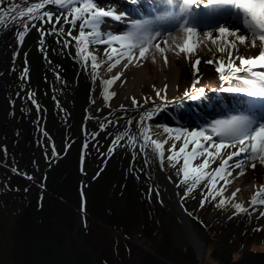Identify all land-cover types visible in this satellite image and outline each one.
Segmentation results:
<instances>
[{"label": "rangeland", "instance_id": "1", "mask_svg": "<svg viewBox=\"0 0 264 264\" xmlns=\"http://www.w3.org/2000/svg\"><path fill=\"white\" fill-rule=\"evenodd\" d=\"M123 1L94 0L100 7L120 12L125 10L121 5L126 8L129 3ZM30 2L2 0L0 8L9 11L15 5L20 10ZM46 11L54 13L53 19L65 12L57 5L48 6L19 31L24 38L9 73L19 122L9 132L7 154L0 151V264H33V252L35 264H195L199 258L174 203V187L206 246L204 264H264V216L260 215L264 205L250 206L264 186V165L257 160L252 169L249 161L240 169L246 178L260 182L252 197L241 202L238 195L233 199L220 191L223 179L214 171L219 165L202 169L200 183L193 187L200 174L192 171L196 166L188 156L189 147L171 161L167 157L173 154L169 151L173 141L166 145L163 159L153 147L143 151L140 147L144 127L150 126L151 138L158 140L165 132L162 126L194 132L241 111L204 108L212 94L207 91L212 72L200 68L197 72L192 63L172 86H161L156 79L132 92L110 87L106 81L115 74L103 76L104 68L92 66L93 56L98 64L102 57L95 41L85 45L73 39L79 36L81 21L75 28L63 21L45 23L46 17H39ZM127 23L122 20L118 25L129 28ZM53 28L64 31L57 34ZM252 71L264 69L257 66ZM224 74H229L227 69ZM217 75L216 93L250 99L223 91L243 86L236 77L250 78V73H236L229 80ZM194 85L205 89L202 98H190ZM117 136L123 138L114 146ZM185 157H189L187 180ZM239 159H246L245 154ZM210 176L216 182L213 193H219L215 199L209 195ZM205 196L208 199L201 207ZM221 200L225 203L218 206ZM237 203L247 211L237 213Z\"/></svg>", "mask_w": 264, "mask_h": 264}, {"label": "snow or ice", "instance_id": "2", "mask_svg": "<svg viewBox=\"0 0 264 264\" xmlns=\"http://www.w3.org/2000/svg\"><path fill=\"white\" fill-rule=\"evenodd\" d=\"M130 2L135 4L137 0H130ZM0 3H2V0H0ZM48 3L57 5L59 8L64 9L65 12L53 19L54 13L46 11L39 18L44 19L46 17L44 19L45 23L60 24L63 21L72 28H75L77 21H81L79 36L73 38L78 43L87 45L94 40L101 45L111 46L117 42L120 44V50L116 47H111V53H116V57L115 63L109 65V71L116 67L117 64H120L122 59H127L129 64L133 61L138 62V57L143 59L146 53L154 47L164 55L165 62L168 60V50H171L176 55L183 53L189 60L196 54L197 58L194 62V68L199 72V65L203 57L198 55V49L202 41L217 44L215 51L220 54L221 58L218 61L216 59H208L205 62L210 65L218 64L215 71L221 73V80H229L231 76H235L236 73L240 72L250 73V78L236 77L242 80L243 86L228 87L224 88L223 91L241 94L251 100H259L260 103L249 104L244 101L245 107L239 113L230 115L225 119L213 120L206 128L197 129L194 132H189L187 129L173 130L167 126L162 127L167 133L176 131L193 137L192 143L195 148L191 150L192 156L205 157L202 163L192 170L200 174L194 178L193 187L200 183V179L203 176L202 169L210 167V158L221 157V150L225 148L234 150L228 154L226 159H223L220 167L214 170L216 176L220 177V179H224V176L220 174L225 171H227V175L231 176L232 170L229 161L240 157L241 154H245L246 159L236 160L235 169L246 168L249 161H251L250 166L252 169H256L257 160L260 165H264V71H252L257 66L264 69V0H165L162 6L164 10L159 12V14L132 20L127 32L116 35L111 31L105 34L100 29L106 22V18L119 22L126 17L127 13H117L112 9L100 7L94 0H42V2L28 7L26 10L17 11V6L13 5L7 13L0 8V23H3L5 16L10 15L12 12H15L21 19L24 17L37 18L36 14L38 11L43 9ZM230 20L241 21L243 28L247 31H242L240 27L227 26ZM201 25L209 30L206 32L201 31ZM86 27L91 30L86 32ZM174 30L184 34L182 43H176L172 38V31ZM63 31V28H53V32L57 34L63 33ZM214 33H218V35L214 36ZM68 35L71 36V30ZM225 37L228 38L226 41ZM23 38L24 33L21 32L19 39L22 41ZM170 41L174 45L173 47H169ZM253 49L258 52V55H249V52ZM209 50L211 51V49ZM104 55L107 60L113 59L107 49ZM92 59L93 68H99L100 65L96 62V56H93ZM226 69L229 72L228 75L224 74ZM121 75L123 73L112 77L106 83L112 84ZM193 92L194 94L190 98L196 100L204 96L205 89H196L194 85ZM185 95L187 96L189 93L186 92ZM133 103H137L135 99H133ZM148 118L151 119V115ZM143 119L141 117V122ZM129 124H131V121H129ZM207 131H211L217 139H214L213 135H206ZM151 133L152 129L150 126L144 127L140 133L144 141L140 145L141 150L153 147L163 159L165 156L164 145L168 144L169 140L152 139ZM197 137L202 138L203 141L211 142V148L215 149V151H210L209 147L204 146L200 139H196ZM122 138V136H117L116 140L113 141V145L115 146ZM130 139L134 138L130 137ZM169 139L179 141L181 136L169 137ZM188 147L189 141L187 140H184L183 146L178 150L176 143H173L169 149L173 154L169 155L167 159L170 161L175 160L177 155L184 153ZM196 149H199V152ZM113 150L114 148L109 149L110 152ZM211 163H215V160H211ZM225 166H229L227 170ZM243 174L244 172L241 171L240 175ZM183 176L184 180L189 177V157L184 159ZM210 179L213 182L212 188L209 189V195L215 199V195L219 194L218 192L213 193L216 188L215 177L210 176ZM229 183H231L230 180H225V186ZM191 190L190 188L189 191ZM220 191H223V189ZM235 195L236 193L232 194L233 199ZM258 197H260L259 201L257 200ZM207 199L208 197L205 196L201 201V207ZM224 203L225 201L221 200L218 206H223ZM257 203L264 205V186H261V189L253 196L250 206L255 207ZM234 207L237 213L247 211L239 203L235 204ZM260 215L264 216V212H261Z\"/></svg>", "mask_w": 264, "mask_h": 264}, {"label": "bare ground", "instance_id": "3", "mask_svg": "<svg viewBox=\"0 0 264 264\" xmlns=\"http://www.w3.org/2000/svg\"><path fill=\"white\" fill-rule=\"evenodd\" d=\"M41 1L42 0L40 1L37 0L33 4L28 5V7H32L35 4L40 3ZM113 1L124 3L123 0H113ZM127 1L129 3H126V8L124 5H121L122 9L123 10L125 9L127 11V14L130 15V17L128 18L125 17L123 19V20H127L128 22L125 25L126 27L129 24V22H131L132 20L142 19V17H148L149 14L150 16L156 15V14H159V12L164 10L162 6L164 5L165 0H137V3L135 4L131 3L130 0H127ZM116 12L120 13L119 10H117ZM139 12L141 14L136 15ZM107 19H110V21H106L103 24V26L100 29L101 32L106 34L107 32L111 31L114 35H116V34H123L129 30L128 27L121 29L120 28L121 26L118 25L120 21L117 22V21L112 20L111 18H107ZM237 23H239L240 25H236ZM227 26H236V27L240 26L242 31L244 32L247 31L246 29L243 28L242 22L239 20H230L228 21ZM202 27L203 26H200V28L202 29L201 31L203 32H206L209 30L208 28H205V27L202 28ZM216 35H218V33H214V36ZM105 38L107 37L105 36ZM172 38L175 40L176 43H182L184 39V34L180 31L174 30L172 31ZM224 39L226 41L228 38L225 37ZM94 43L95 45L98 46L99 50L102 53V57H101L99 65L102 68H104L103 76L105 74H108V72H112L113 74H115V76L120 73H123V75H121L118 80H115L112 84H109V86L116 87V88L118 86L122 89H125L126 91L131 89L129 90L131 92L134 90L135 91L138 90L139 87L142 86L143 83L152 82L153 80H156V79L160 81L161 86L175 85L180 80V76L183 75L184 71L188 69L189 67H191L192 63L194 64L195 59L197 58V55L194 54L192 59L189 60L186 57V55L183 53L176 55V54H173L171 50H168L167 52L168 60L167 62H165L164 55L161 54L157 49L153 47L152 49H150L148 53H146V56L143 59H139L138 50H137L138 62L133 61L132 63L129 64L127 59H122L120 64H117L116 67L112 68V70L109 71L108 70L109 65L115 63L116 53H111V49H107L108 52L113 56L112 60H107V57L104 55V52L106 50V45H101V44L99 45L96 42ZM114 45L120 46L118 42L114 43L112 47H116ZM173 46L174 45H172V42L170 41L169 47H173ZM217 46H218L217 44H211L210 42L202 41L201 46L198 49V55L203 57L202 62L199 65L200 72H205L207 70H210L209 72H212L211 74H209L210 82L208 85H210V87L209 89H207V91L211 92L212 94L211 96H209L210 100L207 99L209 101H206L204 108L209 107L212 109H219L221 110L220 112L225 111V110H228V111L235 110L236 111V110L243 109L241 106V103H244V101H247V103L249 104H259L260 103L259 100H250V99H245L241 97L232 98L228 95H224L223 93H216L217 91L215 90V88L217 86V81H218V75H217L218 72H216L215 69L218 66V64L210 65V64H207L205 61L208 59H216L218 61L221 58L220 54L215 51ZM116 48L120 50V47H116ZM209 49H211V51ZM253 54L258 55V52L255 49H253L249 52V55H253ZM237 63L239 62L237 61ZM125 65H127V67H125ZM205 134L208 135L207 132ZM166 135H168L167 138H165ZM169 137H175V135H173L172 133L163 132L162 135L158 137V140L168 139L170 141H173L172 144L176 143L177 147L183 144L184 140L189 141L190 152L188 156L191 157V161L193 165L198 167L202 163L205 157L192 156L191 150L195 148V145L192 143L193 138L187 139L185 137H181L179 141H176L174 139H169ZM196 139H200L204 146L209 147L210 151H213V152L215 151V149L211 148V142L203 141L202 138L200 137H197ZM214 139H217V138L214 137ZM166 145H164L165 155H166V148H165ZM233 150L234 149H231V148H225L221 150V157L210 158V167L216 166V165H219L218 167H220L223 159H226L228 154H230V152ZM196 151L199 152V149H196ZM236 159L237 157L234 158L233 161H229V165L231 166V170H232L231 176L227 175V171L221 173L224 176V179H223L224 189L223 190H224L225 196H230V195L232 196L233 193H236L240 201L243 202L247 198L250 199L252 197V194L258 190L257 188L260 186V182L257 180H254V178H250V177L249 179L246 178L245 174L240 175L241 170L235 169L234 161ZM211 160H215V163H211ZM228 167L229 166H225L226 170L228 169ZM225 180H230L231 183L225 186ZM237 189H241L242 193L238 194ZM191 240L193 241L194 245H196V249L200 251L202 240H200V238L195 239L193 236Z\"/></svg>", "mask_w": 264, "mask_h": 264}, {"label": "water", "instance_id": "4", "mask_svg": "<svg viewBox=\"0 0 264 264\" xmlns=\"http://www.w3.org/2000/svg\"><path fill=\"white\" fill-rule=\"evenodd\" d=\"M54 5L55 4L48 3L45 5L43 9H40L38 13L44 11V9L48 8V6H54ZM27 8L28 6L20 10H26ZM13 17H15V19H13ZM31 19L32 18L29 17H24L23 19H21L14 12L11 13L10 15L5 16L4 22L0 23V144L4 133V128L9 120L10 113L13 109V100L9 95L8 85L4 82L3 74L11 73L14 70L21 47L19 43L20 41L17 40V35L19 34V31L23 29ZM238 25L240 24L238 23ZM165 176L167 182L171 183L170 178L167 177V173L165 174ZM174 192L176 194L174 203L183 220L184 227L189 236L190 242L197 252V256L200 260V264H204L206 259V246L202 241L200 251L196 249V245H194L191 238L193 236L195 239H199L198 235L193 229L190 219L184 207L182 206L181 200L178 198L175 187H174Z\"/></svg>", "mask_w": 264, "mask_h": 264}, {"label": "flooded vegetation", "instance_id": "5", "mask_svg": "<svg viewBox=\"0 0 264 264\" xmlns=\"http://www.w3.org/2000/svg\"><path fill=\"white\" fill-rule=\"evenodd\" d=\"M37 0H31V2L30 3H34V2H36ZM7 12H9L8 10H6L5 11V13H7ZM17 40H19L20 41V39H18L17 38ZM20 43V42H19ZM6 75V76H5ZM3 79H4V82L8 85V89H9V95H10V97H11V85L13 86V81H12V77H11V75L9 74V73H4L3 74ZM12 98V97H11ZM12 100H13V98H12ZM14 109H15V106H14V100H13V109H12V111H11V113H10V117H9V120H8V122H7V124H6V126H5V128H4V133H3V136H2V139H1V144H0V151L4 154H7V150H6V148H5V146H6V144H7V142H8V140H9V137H10V130L12 129V128H14V126L16 127V126H18V122H19V120H18V116L16 115V114H14ZM16 120H18V121H16ZM21 120V119H20ZM32 125L34 124V122L32 121V123H31ZM4 143H5V145H4ZM7 151V152H6ZM21 176V178L22 179H27L26 177H25V175H20ZM30 179V178H29ZM28 179V180H29ZM26 182H27V180H25ZM37 186H39L38 185V183H37ZM40 187V186H39ZM26 199H27V197H26ZM15 201H17V199L15 198ZM39 207H40V199H39ZM38 212H39V210H38ZM39 222V221H38ZM34 260H35V258H34V254H33V260H32V262H34Z\"/></svg>", "mask_w": 264, "mask_h": 264}, {"label": "trees", "instance_id": "6", "mask_svg": "<svg viewBox=\"0 0 264 264\" xmlns=\"http://www.w3.org/2000/svg\"><path fill=\"white\" fill-rule=\"evenodd\" d=\"M47 193L52 194L49 190H47ZM37 229H38V228H37ZM33 254H34V258H35L33 264H35V262H36V256H35V253H34V252H33ZM33 254H32V256H33ZM206 255H207V254H206ZM168 259H169V258H168ZM172 261H173V260H172ZM233 261H234V260H233ZM171 264H177V262L174 261V263L171 262ZM195 264H199V260H198V259H197V261H196Z\"/></svg>", "mask_w": 264, "mask_h": 264}]
</instances>
